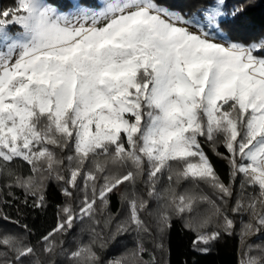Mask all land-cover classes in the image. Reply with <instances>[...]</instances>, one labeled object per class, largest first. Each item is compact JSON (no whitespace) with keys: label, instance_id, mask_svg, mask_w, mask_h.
<instances>
[{"label":"snow or ice","instance_id":"1","mask_svg":"<svg viewBox=\"0 0 264 264\" xmlns=\"http://www.w3.org/2000/svg\"><path fill=\"white\" fill-rule=\"evenodd\" d=\"M101 4L14 0L0 8V193L21 189L25 204L31 197L44 208L54 179L67 198L35 244L19 220L11 221L19 233L0 228V264H46L38 248L64 258L51 264H157L154 255L143 259L146 236L155 231L164 250L177 217L207 252L236 231L229 211L249 216L239 225V264H264V242L248 243L264 240V38L228 37L226 17L245 9L226 11L227 0L190 16L162 0ZM204 145L227 161L228 183ZM238 177L241 195L230 205ZM0 219L10 220L3 208ZM78 225L87 242L68 248L58 238ZM124 235L135 247L105 260L108 241Z\"/></svg>","mask_w":264,"mask_h":264},{"label":"trees","instance_id":"2","mask_svg":"<svg viewBox=\"0 0 264 264\" xmlns=\"http://www.w3.org/2000/svg\"><path fill=\"white\" fill-rule=\"evenodd\" d=\"M61 8L69 9L73 6V0H56ZM79 2L86 3L92 8L99 6L101 0H79ZM170 9L180 11L183 14L191 15L196 12L197 9L207 5L209 0H162ZM14 0H0V7L6 8L13 5ZM228 8L226 11H231L232 7H238L243 5L244 12L239 18H233L231 16L226 17L227 26L225 31L231 40L239 41L243 43L257 42L264 38V0H227ZM205 151L211 159L215 170L225 181L229 182L228 165L227 161L216 156L208 145H204ZM220 152H224V148H219ZM20 171L24 174H28L27 166L20 168ZM242 177H238L234 187V197L230 201V205L234 203V199L240 196V181ZM62 183L56 180H49L46 184L45 199L46 206L44 208H36L33 206V198L29 197L27 204L23 201L25 199L23 190L13 189L14 196H9L8 189H4L0 193V199L9 201L8 204H0V208L10 217L9 221L0 219V228L9 233H19L21 229L12 223L11 221L19 220L21 225L26 224L31 229V236L29 239L33 244L40 239V237L55 227L57 222L58 211L61 206L66 202V197L62 193ZM187 187V185H182ZM204 190L212 195L211 190L206 186ZM143 189V184L140 185ZM124 188H121L123 191ZM15 197V198H14ZM152 207L155 208V202H152ZM121 208L119 193L111 197V211L116 213ZM229 215L232 216L237 222V229L232 235H222L221 238L211 244L209 251L203 252L198 249L205 247L203 244L193 247V241L196 239V232L184 227V221L180 218L173 217L172 225L169 230L164 234L162 242L164 244V250L155 248L157 243L161 242V237L153 231V234L149 237V241L144 244L147 251L143 253V259L145 261L150 260L151 256H155L157 264H239L244 248L241 246L239 237V225L241 221L247 222L248 217L246 213L236 215L229 211ZM83 225H78L75 231L70 232L65 237H59L65 242V246L73 248L75 243L79 239H83L87 242V232L81 231ZM2 234V233H0ZM146 237V238H147ZM145 238V240H146ZM264 242L259 236H252L248 238V243L260 244ZM135 247L134 235L119 236L115 240H109L106 248L102 252V256L105 260L121 257L131 250L132 245ZM129 244V245H128ZM130 246V249H128ZM253 255L256 253L253 252ZM37 255L42 260L46 261V264H51L53 260L62 262V256H50L45 257L42 255L40 249H37ZM131 264V262H130Z\"/></svg>","mask_w":264,"mask_h":264},{"label":"rangeland","instance_id":"3","mask_svg":"<svg viewBox=\"0 0 264 264\" xmlns=\"http://www.w3.org/2000/svg\"><path fill=\"white\" fill-rule=\"evenodd\" d=\"M102 6V4H101V2H100V4H99V6H97V7H95V9H99L100 7ZM1 8V7H0ZM251 189H247L244 193H243V196H244V199L245 200H247V197H248V195L251 193ZM240 195H241V193H240ZM213 199H215V196H213ZM235 200V199H234ZM229 204H230V201H229ZM233 204V203H232ZM246 213V212H245ZM246 216L248 217V219H249V216H248V213H246ZM147 237V236H146ZM145 237V238H146ZM150 237V236H149ZM145 238H144V244H146L148 241H149V239H148V237L146 238V240H145ZM158 244V243H157ZM156 244V245H157ZM129 245V244H128ZM130 245H132V243L130 244ZM134 248V245H132V247H131V250ZM155 248H157V247H155ZM128 249H130V246H129V248ZM159 249V248H158Z\"/></svg>","mask_w":264,"mask_h":264}]
</instances>
